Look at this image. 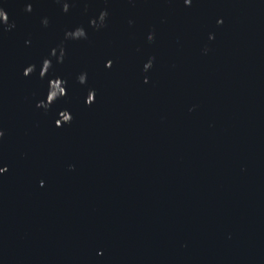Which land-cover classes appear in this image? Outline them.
Masks as SVG:
<instances>
[{
	"label": "water",
	"instance_id": "water-1",
	"mask_svg": "<svg viewBox=\"0 0 264 264\" xmlns=\"http://www.w3.org/2000/svg\"><path fill=\"white\" fill-rule=\"evenodd\" d=\"M0 264H264V0H0Z\"/></svg>",
	"mask_w": 264,
	"mask_h": 264
}]
</instances>
